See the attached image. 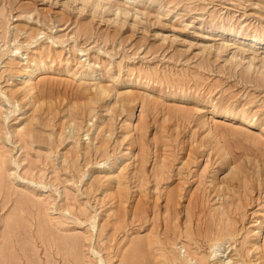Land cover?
Segmentation results:
<instances>
[{
  "label": "rangeland",
  "instance_id": "374dc122",
  "mask_svg": "<svg viewBox=\"0 0 264 264\" xmlns=\"http://www.w3.org/2000/svg\"><path fill=\"white\" fill-rule=\"evenodd\" d=\"M263 62L264 0H0V264H264Z\"/></svg>",
  "mask_w": 264,
  "mask_h": 264
},
{
  "label": "bare ground",
  "instance_id": "6f19581e",
  "mask_svg": "<svg viewBox=\"0 0 264 264\" xmlns=\"http://www.w3.org/2000/svg\"><path fill=\"white\" fill-rule=\"evenodd\" d=\"M254 60V59H253ZM264 63V62H263ZM263 65V64H262ZM264 66H262V68H263ZM197 112L199 111L198 109H195ZM185 119V118H184ZM241 119H243L244 120V118H242L241 117ZM186 120V119H185ZM206 121V120H205ZM243 122V121H242ZM212 125V124H211ZM183 164H181V166H182ZM181 168V167H180ZM223 189V188H222ZM219 215H220V218H223L224 219V217H227L228 218V212H227V210L226 209H222L221 210V212L219 213ZM222 219V220H223ZM229 219V218H228ZM221 220V221H222ZM226 220V219H225ZM224 229V228H223ZM262 254V253H261ZM189 258V257H188ZM219 259H220V261H219V263L220 264H235L233 261H231V259H228V256H226V258H224V255H222V256H220V257H218ZM241 258V257H240ZM190 260V259H189ZM236 262V261H235ZM260 262V261H259ZM262 263H263V261H262ZM237 264V263H236Z\"/></svg>",
  "mask_w": 264,
  "mask_h": 264
}]
</instances>
